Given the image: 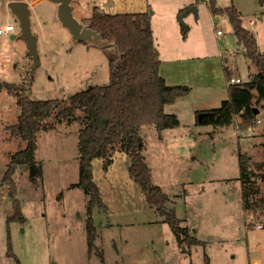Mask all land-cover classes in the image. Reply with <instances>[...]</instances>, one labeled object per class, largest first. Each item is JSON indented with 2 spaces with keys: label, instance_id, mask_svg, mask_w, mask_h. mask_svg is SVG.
Masks as SVG:
<instances>
[{
  "label": "rangeland",
  "instance_id": "374dc122",
  "mask_svg": "<svg viewBox=\"0 0 264 264\" xmlns=\"http://www.w3.org/2000/svg\"><path fill=\"white\" fill-rule=\"evenodd\" d=\"M215 1L216 7L238 8L243 22L247 17L255 19L252 33L258 49L264 54V3L258 0ZM206 3L208 0L194 1L193 5L199 10L198 19L193 14L196 26L191 25L190 18L180 23L177 20L180 12L175 15L178 29L169 27L166 40L163 44H159L162 39L158 42L165 49L161 51L155 43L164 60L199 52L196 46L202 38L209 39L207 53H213L214 49L216 52L218 30L222 32L221 46L227 47L234 56H241L242 53L235 49L237 42L231 38L233 28L227 14L220 12V18L217 20L215 15L210 22ZM74 11L79 19H88L85 15L90 12L88 8L82 11L75 5ZM8 12L6 3L0 0V28L4 29L11 22L17 35L14 39L8 34L0 35V173L6 171L9 155L18 148V140L10 135L18 109L4 83L19 84L27 74L30 76L31 64L24 43L18 38V22ZM29 13L31 30L38 37L40 64L30 76V98L59 99L61 107L71 95L88 86L108 83V55L82 42L72 45L68 31L54 20L53 3L39 2ZM156 33L159 37L158 28ZM201 51L204 50L201 48ZM194 57L189 55L186 59ZM241 57L244 58V51ZM242 62L240 60V66L227 72L231 77L239 76L247 81L249 71ZM222 93L219 87L209 92L204 90L197 93L190 105L199 112L218 108L226 98ZM177 109L175 106L168 112L175 113ZM188 120L187 116L178 126L160 132L152 125L139 130L146 147L145 161L152 172L151 181L170 198L168 207L174 208L182 226L189 227L191 235L200 241L198 244L185 246L187 252L179 253L174 233L163 217L147 204L140 187L130 180L128 156L125 153L117 156L116 153L121 152L118 151L109 163L111 171L109 164L107 168L104 166L102 158L92 160L93 180L109 212L107 218L103 217L104 213L92 212L95 227L102 221L107 227L100 231L96 227L99 236L94 242V256L89 259L86 252L89 200L80 187L72 186L78 181L80 172L79 124L73 122L38 132L34 166L40 172L31 177L30 165L20 166L13 176L24 218L8 223L12 251L17 258L23 264H205L207 256L209 264H249L253 260L264 264V210L249 213L243 209L241 197L245 191L249 203L254 204L264 194V180L261 179L264 120L256 121L255 126L248 129L239 127L238 117L230 125L220 127L211 121L188 123ZM239 152L250 156V173L243 179L239 178ZM7 205L0 203L2 215L9 213ZM10 206L9 215L12 214ZM0 236L4 243L5 222L0 223ZM98 251L102 252V259ZM0 264L15 263L11 257L0 254Z\"/></svg>",
  "mask_w": 264,
  "mask_h": 264
},
{
  "label": "trees",
  "instance_id": "16d2710c",
  "mask_svg": "<svg viewBox=\"0 0 264 264\" xmlns=\"http://www.w3.org/2000/svg\"><path fill=\"white\" fill-rule=\"evenodd\" d=\"M264 3V0H259ZM215 0H208V7L213 14L226 13L233 28L236 42L244 48V56L250 61L254 72L252 80L228 85V98L220 107L209 109L212 116L203 122H213L216 126H228L235 117L239 118V127H254L258 113L262 111L264 120V54L257 49L253 33L241 25L239 11L233 7L220 8ZM84 23L98 30L103 37L116 43L121 51L120 58L108 56L109 75L107 84L90 85L71 95L65 106L59 99H32L29 97L32 78L27 74L19 84L4 83L7 92L15 98L18 109L16 123L10 126V135L18 140V148L9 155V163L3 174L2 182L7 187V196L12 205V214L7 218L23 221L21 205L16 198L17 187L14 174L20 166L36 165L34 154L37 134L40 131L54 129L63 123L79 124L77 149L79 152V179L73 187H80L88 196V220L86 223L87 251L95 250L96 227L91 218L95 208L106 212L99 186L93 180L92 160L102 158L108 165L118 151L129 158V176L138 183L144 198L174 233L180 249L186 253L185 246L198 244L200 241L191 235L189 227L182 226V220L175 215L174 208H169L170 198L163 189L151 181V168L144 157V142L140 135L143 126H154L159 132L180 124L175 113L165 112L164 107L176 99L185 96L187 85H167L160 74L161 62L154 44L150 14L116 13L114 15L96 11ZM186 29L187 26L183 25ZM229 76V72L226 71ZM199 111H197L196 116ZM197 122V119H196ZM202 122V123H203ZM198 123V122H197ZM264 149V143H262ZM250 156L238 153L239 178L250 173ZM107 167V166H106ZM38 172H40L39 168ZM264 180V172L261 174ZM242 207L249 213L264 210V194L254 204L249 203L246 192H242ZM103 258L102 252H99ZM6 255L21 264L12 251L10 234L7 232ZM205 264H209L206 256Z\"/></svg>",
  "mask_w": 264,
  "mask_h": 264
},
{
  "label": "crops",
  "instance_id": "0c3cea01",
  "mask_svg": "<svg viewBox=\"0 0 264 264\" xmlns=\"http://www.w3.org/2000/svg\"><path fill=\"white\" fill-rule=\"evenodd\" d=\"M8 1L9 0H3V2L6 3V5H7ZM26 1H29V0H26ZM42 1H44V0H33V1H31L32 4L30 5V8H32L36 4H39V2H42ZM194 1L195 0H74L72 7H73V12L75 15H76V13L74 11L75 5L77 6L78 9H81L82 11H84L85 9L88 8L90 12L85 14L87 16V18H90L92 16V14L95 12V10L101 11V12L106 13V14H111V15H114L116 13H129V14H131V13H139V12H148L150 14V27H152L154 44L156 42H157L156 44H158V42L161 39L162 40L160 41L159 44H163L164 40H166V38L168 37V36H166L169 33L168 28L170 27V29H172V30L173 29L177 30L179 27L178 26L179 24L175 20V15L177 13L183 11L184 7H186L188 5H193ZM206 8L208 11L207 17L210 18V22H212L215 15H217V20L220 18V16H221L220 14H218V13L213 14L212 13L211 9L208 7V4H207ZM8 11H9L8 12L9 15H12L13 17H15L10 12L9 8H8ZM238 11H239V9H238ZM198 12H199V10H198ZM198 12H197L196 19L199 18ZM188 16H191V17H188ZM77 18H79V17L77 16ZM188 18L191 19V25L196 26V25H194L195 23H194V19H193V13H188L187 16L183 17V19H187V20H188ZM252 19H253V23L250 24L249 21ZM258 19H261V16H259ZM10 23L11 22H8L7 24H10ZM241 25H243V27L246 28L251 33H252V31H255V19L254 18L247 17L246 22H243L241 20ZM213 27H214V25H213ZM156 28H158L159 37L157 36ZM14 30H15V26H14V29L12 31H10L9 33H5V34H8L9 38L11 35H14L15 36L14 38H17V35L14 33ZM221 34H222V32L218 35L216 34L217 35V37H216V42H217L216 49H218V50H216V52H215V49H214L213 53H207V52H209V48L207 46V42L209 41L208 38L207 39L202 38V40L199 42L200 44L198 46H196V47L200 48L199 52H195V54L194 53L184 54V55L179 56V57H171V58H168L167 60H164L161 56V53H159V51H158L159 59H160V61H162L161 66H160V74L163 78H165L167 85L169 84L168 82L174 83V84H169V85H182V86H185V85L188 86L189 85L188 86L189 87L188 92L185 94V96L176 99V101L173 103H168L164 107V111L167 113L169 110L172 111V109L175 106L177 108H179V110L177 109V111H174V112L177 114V116H179V120L181 123L187 118V116L189 118L188 123L194 122L196 120V113L198 110H196V108L190 104L193 102L194 97L196 95H198L197 93H200L204 90L209 92V91L214 90L215 88L219 87L224 92L222 94L224 95V97H226L225 99L228 98V96H229V94H228V85H229L228 79L231 78V76L230 75L227 76L226 71L230 70L232 67H234L236 69L238 64L240 66V60L243 61L242 64H243V66H245L246 69H248L249 74H251L255 71L254 68L253 69L249 68L250 61L248 59H246L245 56H244V58L241 57L243 55L244 48L242 45H239L238 42H237L238 48L236 47L235 49H236L237 53H238V51L240 53H242V54H240L241 56H234V53L227 50V47L224 49L221 46V43L219 40ZM172 35H173V33H172ZM231 38L234 39L233 40L234 42H236V38H234V36L233 37L231 36ZM10 39H12V38H10ZM21 41L24 43L25 48L24 47L23 48L26 51L27 50L26 44L23 40H21ZM37 43H38V37H37ZM159 44L157 45L158 48L161 49V51H163L165 49V47L163 45L160 46ZM21 48H22V45H21ZM201 48L206 53L204 51H201ZM257 49H258V47H257ZM211 50L212 49L210 48V51ZM258 51L261 52L259 49H258ZM25 54H27V53L25 52ZM189 55H195V57L192 60L186 59V57H188ZM231 58H233V60ZM231 61H232V63H231ZM16 66H17V64H16ZM193 85L195 87H193ZM1 87H2V84H1ZM8 95L12 98V101L14 102L15 98L11 94H8ZM203 110H205V109H203ZM203 110H200V111H203ZM207 110H209V109H207ZM258 116H259V120L263 119L261 110L259 111ZM119 154H123V152L116 153L117 156ZM110 164H109V169L111 171V165ZM128 170H129V168H128ZM3 174H4V172L0 173V192H1L0 193V203L4 204V202H5V205L8 203L10 211L6 215H2L0 213L1 225H3L4 222L6 223V238H5L4 243L2 240V236H0V244H2V243L4 244V247H2L0 249V254H2V256L6 255L7 232L9 231L7 218H8V216H10L9 214L11 213V206H10L11 202L7 196V187L1 181ZM128 175H129V172H128ZM16 176L17 175H15V177ZM129 178H130V176H129ZM130 180H131V178H130ZM135 184L138 185V183H136V182H135ZM138 187H139V185H138ZM145 201H146V199H145ZM148 205L146 207H148ZM97 211L100 213H104L103 217L107 218L106 215L109 212V208H107L106 212L100 211L97 208H95L93 213L95 212V214H96ZM108 223H110V221L106 222L105 224H108ZM105 226L106 225H104L103 221L98 222L96 225V227L99 228V231L102 229V227H105ZM259 227H260V225H259ZM174 238H175V241L177 243V249H178L179 253L184 254V252H182V250L180 249L181 247L178 244L175 235H174ZM86 252H88L87 247H86ZM92 255H93V253L89 254V252H88L87 257L89 259H91ZM252 262L258 263V261H256V260H253ZM20 263L23 264L22 261H20Z\"/></svg>",
  "mask_w": 264,
  "mask_h": 264
},
{
  "label": "water",
  "instance_id": "95a60500",
  "mask_svg": "<svg viewBox=\"0 0 264 264\" xmlns=\"http://www.w3.org/2000/svg\"><path fill=\"white\" fill-rule=\"evenodd\" d=\"M45 1V0H44ZM54 4V20L59 24L62 29H66L70 36V43L73 45L75 43H85L88 46H93L100 48L108 56H116L120 58L121 51L116 43L110 42L108 39L104 38L102 33L95 30L84 23L83 20L77 18L73 12L72 4L74 0H47ZM32 2L26 0H9L7 2V7L10 12L15 16L18 27L20 29L19 39L23 40L27 47V55L31 58V64L29 73L32 76L34 69L39 66V54L37 50V36L31 30V21L29 8ZM198 9L194 5H188L183 8L178 16L177 20L183 23V17L188 13H193L197 17ZM11 35L10 38H14ZM1 88V83H0ZM255 113H259L258 108H254ZM212 116V112L208 110H203L197 115V122L202 123L208 117ZM30 176L33 177L34 174L38 172V169L34 165H30Z\"/></svg>",
  "mask_w": 264,
  "mask_h": 264
},
{
  "label": "built area",
  "instance_id": "2783aa9c",
  "mask_svg": "<svg viewBox=\"0 0 264 264\" xmlns=\"http://www.w3.org/2000/svg\"><path fill=\"white\" fill-rule=\"evenodd\" d=\"M250 24L253 23V19L249 21ZM14 29V25L12 23L10 24H6L4 29L0 28V35L2 34H5V33H9L10 31H12ZM221 33V30H218L217 31V35ZM249 76V80H252L253 79V76L251 75H248ZM243 82V80H241V78L239 76H236V77H231L228 79V84H236V83H241ZM257 121L259 122L260 120L257 119ZM249 264H259L257 262H252V263H249Z\"/></svg>",
  "mask_w": 264,
  "mask_h": 264
}]
</instances>
